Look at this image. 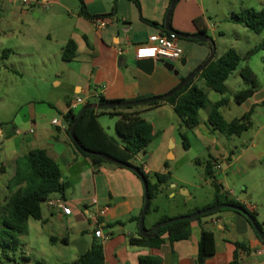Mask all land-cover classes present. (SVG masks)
Listing matches in <instances>:
<instances>
[{
	"label": "crops",
	"instance_id": "obj_1",
	"mask_svg": "<svg viewBox=\"0 0 264 264\" xmlns=\"http://www.w3.org/2000/svg\"><path fill=\"white\" fill-rule=\"evenodd\" d=\"M173 1L137 0V8L131 0H82L86 12L94 17L88 19L79 14L78 0H35L33 7L31 4L22 5L20 0H8L13 5L20 4H15L18 10H11L15 22L8 27L6 34L9 41L14 42L10 48L12 55L25 57V60L34 59L37 71L34 93L23 96L17 103V110L8 118L0 119V201L8 195L6 185L14 173L15 160L33 149L46 152L58 165L61 181L66 184L62 193L51 194L41 204L42 220L37 222L41 230L49 231V241L45 249L35 251L37 259H41L36 264L73 262L95 242L102 246L105 264H142V258H154L160 264H199L197 243L201 230L213 233L214 253L200 264H228L235 254L239 264H264V252L258 253L264 248L261 239L241 216L231 211H220L193 221L191 234L186 240L170 242L164 238L158 248L131 246L130 238L141 237L138 218L143 208L144 190L140 179L132 171L112 163L95 168L89 159L76 152L67 132L63 116L76 98L82 99V104L72 109L74 113L86 104L96 102L98 97L107 101L162 97L179 84L180 76L204 63L211 51L210 43L197 44L178 35V40H185L183 46L178 41V46L183 49L181 59L185 60L182 69L176 68L178 76L154 60L135 58V49L149 45L148 37L166 32V27L176 34L193 35L197 33L194 20L201 19L205 36L209 37L205 12L194 0H177L165 25ZM103 15L107 16L97 18ZM68 40L75 44L74 56L63 61L61 54ZM120 56L125 59L122 67L119 66ZM216 57L219 56L216 54ZM5 61L13 62L14 59L5 58ZM135 61L140 62V66L136 67ZM145 62L147 65H142ZM196 84L205 89L202 80ZM244 84L240 89L248 86ZM208 91L205 89L207 95ZM255 94L256 91L240 104L246 111L253 107L254 113L258 105L264 107V89L258 100ZM204 111L207 118V110ZM172 114L167 104L144 108L140 114L152 126L154 139L144 152L135 155L133 163L151 183H154V174L169 173L167 196L182 205L181 210H176L175 206L174 211L152 215L148 221L146 214L143 220L146 232L154 229L163 218L171 219L203 209L214 197L212 179L204 174V165L209 160L201 161L200 154L194 160L183 159L181 151L186 154L191 145L186 141L188 147L184 148L181 133L185 136L190 133L196 144L207 145L210 140L218 139L213 136L217 132L211 131L210 127L202 132L199 126L190 131L180 130V122L177 117L173 119ZM166 117L170 122H166ZM54 119L58 125L51 124ZM97 120L103 129L104 126L107 128L104 131L109 136L118 138L114 130L116 116L101 114ZM260 129L262 131L264 125ZM260 134V138L251 140L249 147L242 145L237 156L230 148L222 154L218 150L216 153L221 163L213 160L212 171L214 181L221 186V194L241 203L264 231V169L256 168H264V162L260 163L263 155L245 158L251 148L264 142V132ZM220 136L228 146L231 137ZM177 146L180 151H176ZM207 158L213 159L210 153ZM179 161L190 169V177H178L170 172L172 162ZM192 164L200 168L194 169ZM244 171L249 174H241ZM248 175L254 176L257 182L253 183L254 186L246 182ZM203 185L210 187L212 193L199 200L196 194ZM240 185L242 188H237ZM49 201H62L70 207L71 214L62 215L60 208L49 205ZM96 230H100L99 237L94 235ZM236 243L243 248L236 247ZM25 246L26 253L18 257L19 247L12 260L0 257V264H33L31 259L24 258L28 252L27 244Z\"/></svg>",
	"mask_w": 264,
	"mask_h": 264
},
{
	"label": "trees",
	"instance_id": "obj_2",
	"mask_svg": "<svg viewBox=\"0 0 264 264\" xmlns=\"http://www.w3.org/2000/svg\"><path fill=\"white\" fill-rule=\"evenodd\" d=\"M131 1L139 8L137 0ZM78 2L79 14L85 18L93 19L94 17L86 12L82 0H78ZM105 16L107 15L98 16L97 18H103ZM233 22L243 25L252 33L259 35L264 30V12L254 9H244L241 10L238 17H233ZM150 23L155 25L153 22ZM194 25L197 28L198 34L206 35L205 27L201 19H195ZM189 40L201 44L194 39ZM260 50H264V41L247 51L244 56H240L233 48L227 49L219 57H216L214 52L212 59L203 69L196 72L180 90L167 98L147 104L125 105L101 109L90 108L85 110L74 129L73 134L76 143L71 140L74 149L79 155L89 159L95 168L102 164L109 163L95 156V154L99 153L119 163L132 165L139 169L147 185L149 204L145 215L148 214L151 199L157 193L159 186L169 181L170 175L169 173L154 174V183H151L148 176L143 174L141 169L133 163L135 155L139 152H144L146 147L154 139L152 126L140 116L142 110L144 108H155L167 104L178 118L180 125L187 131L193 130L199 126V113L200 111L207 110V123L211 131L218 132L227 138L241 134L251 127L250 118L253 113V107L238 118H233L229 121L225 120L220 113V108L227 104V98L224 97L227 93L225 82L233 71L237 69L242 60H247L251 55ZM74 51V42L68 40L62 50V60H71L74 56ZM194 70L183 77L180 76L179 84ZM239 76L248 85V87L236 91L232 96L234 103L240 105L252 96L257 83L254 73L247 66L239 70ZM198 80L203 81L205 89L214 91L222 97L216 102H210L207 98L205 89L196 84ZM124 102L129 101H107L102 97H98L96 102L86 104L85 106ZM262 104L264 105V103ZM85 106L75 113L69 110L63 116L68 133L71 125ZM101 114L117 117L114 125V130L118 137L117 139L109 136L98 123L97 119ZM181 138L182 144L186 149L188 145L183 133H181ZM77 145L81 146L89 153L81 151ZM260 162H264V153ZM115 166L123 168L119 165ZM212 167V163L207 161L204 165V174L207 178L212 179L211 186L213 188L214 197L212 202L201 210L220 204H230L245 210L255 220L253 214L247 211L241 203L233 199H228L221 194V186L216 184L213 179ZM133 174L139 178L138 175L135 173ZM6 186L8 196L3 201H0V252L2 259L10 261L13 259L16 250L22 244L19 237L27 233L28 220L41 221V204L46 201L51 194L62 193L66 189V184L61 181L58 165L46 154V152L41 149H33L15 160L14 173L8 180ZM224 210L231 211L241 216L250 228H252L247 219L238 212L231 209H220L212 213L201 215L192 220L177 221L162 226L157 230L152 229L147 232V237L130 238L129 244L135 247L158 248L163 243L164 238L170 242L186 240L191 234V223L193 221H199L204 217ZM197 211L200 210H195L194 212ZM192 213H188L187 215ZM166 220H168V218H163L160 222ZM255 222L259 228L262 229L256 220ZM158 223H156V225ZM261 242L264 244V241L261 240ZM236 247L243 248L239 243H236ZM197 249V263L199 264L214 253V235L212 232L201 230ZM140 262L142 264H160L159 260L154 258H142ZM63 264H105L102 246L96 242L92 243L90 248L85 253L79 255L73 262ZM228 264H239L237 254L234 255L233 259Z\"/></svg>",
	"mask_w": 264,
	"mask_h": 264
},
{
	"label": "rangeland",
	"instance_id": "obj_3",
	"mask_svg": "<svg viewBox=\"0 0 264 264\" xmlns=\"http://www.w3.org/2000/svg\"><path fill=\"white\" fill-rule=\"evenodd\" d=\"M29 5L32 7L35 6V0H28ZM198 3L199 6L204 10V20L207 25V35L211 38L215 52L218 56L222 55L224 51L229 48L235 49L240 56H244L247 51L255 47L264 41V30L258 35L254 34L245 28L243 25L235 24L233 22V17H238L240 15L241 10L244 9H254L256 11L264 12V0H194ZM17 2V1H16ZM17 6L19 3H15ZM13 5V3L8 2V0H0V119L8 118L17 110V103L23 98V96L33 94L35 91V75L37 69L35 68L36 61L34 59L25 60V57H17L12 55L11 46H14L13 41H9L7 38L8 27L15 22L12 18L11 10L17 9V6ZM179 45L183 46L185 40L180 38ZM197 47V46H196ZM183 50V49H182ZM5 58L14 59V61L6 62ZM264 50H260L253 55H251L247 60H242L237 69L233 71V73L229 76L227 80V88L228 92L224 95L227 98V102L229 103L223 107H221V113L223 117L229 121L233 118L240 117L244 112H246V108L243 106L234 103L232 100V94L238 91L240 88L244 87V81L239 76V70L244 66L250 68V70L254 73L256 78L257 86L254 90L256 91L255 99L258 100L259 96L263 92L264 89ZM174 67L177 69H182L179 62L176 61L173 63ZM248 87V86H246ZM245 87V88H246ZM208 100L210 102H215L219 100L222 96L214 91H208ZM15 105V106H11ZM173 115V119H176V115ZM104 118V117H103ZM200 124L199 129L203 132L205 129L209 128L206 118V112L200 111L199 113ZM108 119V118H104ZM251 127L247 130L243 131L239 135L231 136L228 140V146L223 143V141L219 138L221 137L218 132L213 135L218 139H212L209 137L211 143L199 145L196 144L190 133L187 134L186 141H190L191 150H189L186 154L185 151H181V155L184 156L183 159L188 158H198L201 161L209 160L210 163L219 162V154L227 153L226 149L230 148V150L237 156L239 152L241 153L242 145L249 147L251 145L252 139H258L261 137L262 131H260L261 127L264 125V107L257 106L255 108L254 113L251 115ZM166 122H170L168 117H166ZM104 130L107 131V128L104 126ZM180 130H185L182 126ZM186 131V130H185ZM260 132V133H259ZM208 137V136H207ZM192 139V140H191ZM181 142V140H178ZM264 142L259 143L255 147L251 148L249 152L246 153L245 158L251 156L250 159H254L255 157L261 156L264 153ZM219 150V154L216 152ZM179 150V146H177V150ZM210 153L213 159H208L207 154ZM252 153V155H251ZM261 163V162H260ZM200 166L192 164V168L198 169ZM258 169H264L262 166H256ZM172 174L178 177H190L191 171L187 167L183 166L182 163L172 162L171 171ZM259 172V171H258ZM260 173V172H259ZM239 174V173H238ZM243 175L249 174V172L244 171L241 173ZM240 175V174H239ZM192 177V176H191ZM198 175H196V179H198ZM246 182L249 185H252L255 182L253 175L246 176ZM257 183V182H255ZM163 187L158 189L157 193L150 201L149 205V213L148 219L153 216L166 215L171 211H174V207L176 206V210H181V203H178L177 200H171L168 198V185H162ZM254 186V184H253ZM237 188L241 189V185ZM211 188L203 185L197 191V198L199 200L205 199L208 194L212 193ZM8 196V195H7ZM6 196V197H7ZM179 199V198H178ZM3 201V200H2ZM227 211V210H224ZM156 213V214H154ZM218 213V212H217ZM49 231L47 229L41 230L40 224L37 221L29 220L27 223V233L23 236L19 237L22 245L17 250L16 255L21 256V254L26 253L24 251L27 244L28 252L24 256L25 259H31L33 264L36 262H40L41 259L36 257L35 251L38 248L45 249L48 245ZM25 244V245H24ZM1 255V252H0ZM15 255V256H16ZM1 257V256H0ZM50 264V263H49Z\"/></svg>",
	"mask_w": 264,
	"mask_h": 264
},
{
	"label": "water",
	"instance_id": "obj_4",
	"mask_svg": "<svg viewBox=\"0 0 264 264\" xmlns=\"http://www.w3.org/2000/svg\"><path fill=\"white\" fill-rule=\"evenodd\" d=\"M177 0H174L171 5H170V9L167 11V14H166V18H165V25L168 23V18H169V15H170V11H171V8L173 7L174 3L176 2ZM166 32H174L172 31L170 28L166 27ZM179 37H183V38H188V39H194L196 41H198L199 43H210L211 44V51L207 57V59L204 61V63H202L197 69H195L187 78H185L178 86H176L174 89H172L170 92H168L166 95L162 96V97H151V98H147V99H143V100H139V101H129V102H124V103H108V104H104V105H87L85 106L81 111L80 113L78 114L77 118L75 119V121L73 122V124L71 125L70 129H69V137L70 139L76 143V140H75V137H74V129L82 115V113L87 110V109H90V108H95V109H101V108H113V107H118V106H125V105H137V104H147V103H151V102H154L156 100H159V99H164V98H167L171 95H173L174 93H176L178 90H180L193 76L196 72L200 71L201 69H203L207 64L208 62L212 59L213 57V54L215 52V49H214V46L211 42V40L205 36V35H201V34H193V35H180V34H177ZM119 61H121V65L119 66H123L124 63H125V59L123 56H120ZM152 61V59H149ZM156 63H159L163 66V68L172 73V75H175V76H178L179 72L178 70L174 67V65L172 63H169V62H166L164 61L163 59H158L155 61ZM180 63V66L183 67L185 65V60L184 59H180L179 61ZM134 65L137 67V66H140V62L138 61H135L134 62ZM142 65H147L146 62ZM77 147L85 152V153H89L88 151L84 150L81 146L77 145ZM95 156L99 157L100 159H102L103 161H106V162H109V163H112V164H115V165H119L123 168H126L130 171H132L133 173H135L136 175L139 176V179L142 183V186H143V190H144V203H143V208H142V211L139 215V218H138V232H139V235L141 237H147L148 236V233L146 232V230L144 229V225H143V220H144V216H145V213L147 211V208H148V204H149V198H148V195H147V185H146V182L143 178V175L140 173V170L133 167L132 165H127V164H122V163H119L118 161L116 160H113V159H110L108 158L107 156L103 155V154H95ZM220 209H231V210H234L236 212H238L239 214L243 215L247 221L250 223L252 229L254 230V232L256 233L257 237L259 239H261L262 241H264V231L262 229L259 228V226L256 224L254 218L248 214L245 210L237 207V206H233V205H230V204H220V205H216V206H213V207H210V208H207V209H204V210H200V211H197V212H194L190 215H184V216H179V217H175V218H171V219H168L166 221H162L160 223H158L156 226H155V230H157L158 228L162 227V226H165V225H168V224H171V223H174V222H177V221H182V220H192L196 217H199L201 215H205V214H208V213H212V212H215L217 210H220ZM153 235V234H152Z\"/></svg>",
	"mask_w": 264,
	"mask_h": 264
},
{
	"label": "built area",
	"instance_id": "obj_5",
	"mask_svg": "<svg viewBox=\"0 0 264 264\" xmlns=\"http://www.w3.org/2000/svg\"><path fill=\"white\" fill-rule=\"evenodd\" d=\"M22 5H27L28 0H20ZM148 44L146 46H139L134 51V56L136 59H152L154 61L158 59H163L166 62L174 63L180 61L182 58L183 51L178 46V36L174 32H164L148 37ZM82 104V99L76 98L74 102L70 105L69 110L74 109L76 106ZM68 110V111H69ZM52 125H58L56 119L51 121ZM32 132V130H30ZM49 205L60 208L62 215L69 216L71 214V209L68 205L64 204L62 201H49ZM96 237H99L100 230L94 232ZM264 248L258 253H263Z\"/></svg>",
	"mask_w": 264,
	"mask_h": 264
}]
</instances>
